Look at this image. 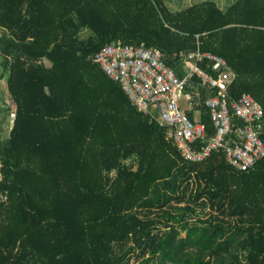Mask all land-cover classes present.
I'll return each instance as SVG.
<instances>
[{
    "label": "trees",
    "instance_id": "1",
    "mask_svg": "<svg viewBox=\"0 0 264 264\" xmlns=\"http://www.w3.org/2000/svg\"><path fill=\"white\" fill-rule=\"evenodd\" d=\"M0 28L12 112L0 264H264V155L245 170L223 147L185 159L93 58L107 43L145 44L184 76L188 51H212L236 73L229 100L248 92L264 108V0H0ZM186 88L201 149L215 135L205 98L219 87L192 74ZM244 126L234 114L230 137Z\"/></svg>",
    "mask_w": 264,
    "mask_h": 264
},
{
    "label": "built area",
    "instance_id": "2",
    "mask_svg": "<svg viewBox=\"0 0 264 264\" xmlns=\"http://www.w3.org/2000/svg\"><path fill=\"white\" fill-rule=\"evenodd\" d=\"M93 58L110 77L120 83L138 109L167 127V137L185 159L199 161L213 149L223 147L227 161L245 170L264 155V108L248 92L229 100L226 88L236 73L224 56L200 48L188 51L185 61L193 64L184 76H180L165 61L160 48L145 44L107 43L96 51ZM204 59L211 61L217 76L198 65ZM192 74H197L211 87H219V91L205 98L215 135L201 149L196 143L204 137L205 125L191 118L179 104V99L186 97L191 106L194 105L190 92L186 91ZM234 114L245 122L243 130L239 132V140L230 137Z\"/></svg>",
    "mask_w": 264,
    "mask_h": 264
},
{
    "label": "rangeland",
    "instance_id": "3",
    "mask_svg": "<svg viewBox=\"0 0 264 264\" xmlns=\"http://www.w3.org/2000/svg\"><path fill=\"white\" fill-rule=\"evenodd\" d=\"M222 7H225L222 5ZM2 34V29L0 28V35ZM91 34V31L88 28H83L82 32L80 31V35L82 37H86L87 35ZM0 65L1 60H0ZM5 72V71H4ZM5 76V75H4ZM3 76V77H4ZM8 89H7V83L6 80L0 79V106L2 107L0 110V140L5 141L9 138L10 128H9V119L12 115L11 109H10V98L7 99ZM179 104L181 108L187 109L191 107V102L186 97H181L179 99ZM194 115L196 119H199V116L201 114L200 110L198 108H193Z\"/></svg>",
    "mask_w": 264,
    "mask_h": 264
},
{
    "label": "crops",
    "instance_id": "4",
    "mask_svg": "<svg viewBox=\"0 0 264 264\" xmlns=\"http://www.w3.org/2000/svg\"><path fill=\"white\" fill-rule=\"evenodd\" d=\"M197 1H199V0H165V3L167 4V6L170 8V9H172V10H179V9H182V8H185V7H187V6H189V5H191V4H193V3H195V2H197ZM217 1V3L222 7V5L223 6H225V7H222L223 9H226L233 1H235V0H216ZM192 64H193V62H191V61H189V62H185V66L187 67V70H188V72L190 71V69H191V66H192ZM4 68H3V66L2 65H0V79H5L6 80V83H7V72L5 73L4 72ZM187 72V73H188ZM217 73V72H216ZM1 74H4L3 76H1ZM215 76H217V74L215 75ZM8 89V88H7ZM8 98H10V95H9V93L7 94V99ZM1 103V102H0ZM193 106V105H192ZM190 107V108H193V107ZM1 106H0V110H1ZM190 108H187V109H190ZM186 109V110H187ZM193 115H194V111H193ZM10 119H11V117H10ZM10 119H9V123H10ZM194 119L195 120H197V121H200V116H199V119H196L195 118V115H194ZM9 128H10V125H9Z\"/></svg>",
    "mask_w": 264,
    "mask_h": 264
}]
</instances>
